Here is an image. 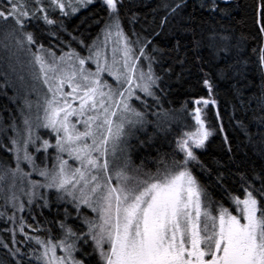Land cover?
Wrapping results in <instances>:
<instances>
[{"label":"snow or ice","instance_id":"snow-or-ice-1","mask_svg":"<svg viewBox=\"0 0 264 264\" xmlns=\"http://www.w3.org/2000/svg\"><path fill=\"white\" fill-rule=\"evenodd\" d=\"M92 6L99 9L95 34L69 32L64 18ZM185 6L161 0L160 24L138 31L124 0H0V76L6 86L15 77L24 93L19 123L13 118L0 128V150L10 154L0 161V221L11 225L0 249L9 264H264V88L254 97L256 132L236 120L244 156L250 150L255 160L243 171L238 165L237 190L215 200L194 168L208 171L200 153L218 133L228 153L233 148L203 67L205 51L217 81L241 69L226 35L213 32L206 41L193 33L185 45L168 32L175 45H161L165 26ZM218 7L211 0L210 11ZM252 18L264 83V0H255ZM37 30L58 43L45 47ZM194 71L207 95L191 106H166L169 82ZM212 108L218 126H210ZM233 112L235 119V106ZM134 150L143 157L139 165L131 161ZM223 179L216 177L220 187ZM54 205L56 236L33 214Z\"/></svg>","mask_w":264,"mask_h":264},{"label":"trees","instance_id":"trees-1","mask_svg":"<svg viewBox=\"0 0 264 264\" xmlns=\"http://www.w3.org/2000/svg\"><path fill=\"white\" fill-rule=\"evenodd\" d=\"M202 4L204 7L201 6ZM217 4L219 7L215 12H212L210 11L211 0H186V6L180 15L175 17V19H170V23L165 26V34H163L161 39L162 46H174L176 40L166 34L171 32L173 36L181 40L182 44L186 45L189 43L193 33H195L197 38L203 35V38L207 41V38L215 32L231 37V43L235 46L233 48L232 62L236 63L241 71L238 75L230 74L227 80H216V69L212 66L215 61H211L207 51H205L202 60L204 69L209 72V78L216 84L215 98L219 102L222 122L233 148V153H228V145L223 141V134L218 133L210 138L206 149L200 153V158L208 171L203 172L199 168H194L195 174L208 186L215 200L221 199L224 189L235 192L238 188L236 183L238 181V176L236 175L238 165L240 166L239 170L243 171L246 167H250L252 161L255 160L250 150H248V157L244 156L245 147L243 142L245 137L236 127V120H244L246 124L250 125L251 131L253 133L256 132L257 126L252 122L254 112H258L254 97L259 96L261 89L264 88V83L261 82L257 70L258 55L253 51L254 48L259 47L258 42L253 39L256 32L252 18L255 0H231L230 5L217 0ZM160 5L161 0H124L123 12L129 17H136L135 27L138 31L142 29L151 31L160 24L164 14ZM97 12H99V9L95 6H92L91 11L82 9L76 15L64 18L65 27L69 32L81 35L87 39L90 33L95 34L96 27L92 25V21ZM126 27H128L127 24ZM36 35L45 47L49 46V41L53 44L58 43L54 38L42 34L39 30L36 31ZM189 55L191 56L192 53H189ZM198 75L200 73L194 71L189 78L178 82L175 79L170 81L171 90L166 98V106L179 108L185 100L191 106L193 98L206 96V90L196 83ZM22 95L15 83H13L12 78L11 83L6 86L3 76H0V128H6L13 118H16L17 123H19L18 107L22 104ZM249 100H252V109L248 107ZM233 106H235V119H232L234 114ZM215 112V108L209 110L208 120L210 121V126H218L220 123V121L216 120ZM245 112H247V116H245ZM188 123L191 125L194 124V121L190 120ZM44 131L43 129L41 130L42 135ZM253 138L258 139L256 136ZM3 139L6 143V137H3ZM159 142L161 141L158 140ZM165 150H167L166 144ZM155 155L156 153L153 152L152 156L154 157ZM230 155L234 159H230ZM9 157V153L0 150V161L7 162ZM142 159L143 157L139 152L134 150L131 153V161L134 165H139ZM218 174L224 178L223 187H220L216 182ZM60 213L59 218H62V206ZM33 214L36 215L42 226L45 228L51 227L53 235H58L57 225L52 223L57 218L55 205L51 211L44 209L43 215L40 214L39 209H36ZM24 216L29 224H36L37 221L32 220L27 212L24 213ZM6 227H11V225L0 221V238L10 242L11 234L3 231ZM26 231L28 230L26 229ZM29 234L37 235V233L33 232ZM39 234L46 235V233ZM17 239L23 240L19 232H17ZM0 260L4 264H9V258L3 249H0Z\"/></svg>","mask_w":264,"mask_h":264},{"label":"rangeland","instance_id":"rangeland-1","mask_svg":"<svg viewBox=\"0 0 264 264\" xmlns=\"http://www.w3.org/2000/svg\"><path fill=\"white\" fill-rule=\"evenodd\" d=\"M12 80H13V83H15V86L19 89V91L22 93V94H24L23 93V89H21L20 88V85L18 84V82H16V80H15V77H12ZM23 96V95H22ZM32 99H35V97H32ZM37 179H40V177H38L37 176ZM60 253H59V251H58V255H59Z\"/></svg>","mask_w":264,"mask_h":264},{"label":"bare ground","instance_id":"bare-ground-1","mask_svg":"<svg viewBox=\"0 0 264 264\" xmlns=\"http://www.w3.org/2000/svg\"><path fill=\"white\" fill-rule=\"evenodd\" d=\"M221 2H223L222 0H220ZM224 3V2H223Z\"/></svg>","mask_w":264,"mask_h":264},{"label":"water","instance_id":"water-1","mask_svg":"<svg viewBox=\"0 0 264 264\" xmlns=\"http://www.w3.org/2000/svg\"><path fill=\"white\" fill-rule=\"evenodd\" d=\"M224 2V0H222Z\"/></svg>","mask_w":264,"mask_h":264}]
</instances>
